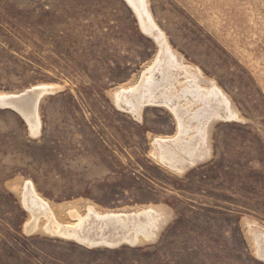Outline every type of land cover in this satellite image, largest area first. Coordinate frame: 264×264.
Returning <instances> with one entry per match:
<instances>
[{
	"label": "rangeland",
	"instance_id": "obj_1",
	"mask_svg": "<svg viewBox=\"0 0 264 264\" xmlns=\"http://www.w3.org/2000/svg\"><path fill=\"white\" fill-rule=\"evenodd\" d=\"M148 4L172 50L238 119L216 121L210 157L177 174L152 155L155 138L177 132L172 113L147 106L136 118L114 100L160 50L125 0H0V92L56 87L40 103L39 135L0 108V264H264L250 240L253 224L264 230V0ZM25 182L62 222L74 204L154 206L165 218L146 244L87 249L26 231Z\"/></svg>",
	"mask_w": 264,
	"mask_h": 264
},
{
	"label": "bare ground",
	"instance_id": "obj_2",
	"mask_svg": "<svg viewBox=\"0 0 264 264\" xmlns=\"http://www.w3.org/2000/svg\"><path fill=\"white\" fill-rule=\"evenodd\" d=\"M126 1L138 17L142 31L155 39L160 50L140 80L117 90L114 100L121 110H128L136 118L147 106H161L172 113L177 121V132L172 137L155 138L152 155L159 165L183 174L210 157L212 148L209 135L212 125L220 120L238 119V115L232 109L229 97L215 82L206 80L208 78L205 79L199 69L187 66L185 59L184 62L172 50L150 14L148 0ZM32 89L56 91V87L51 85ZM28 91L19 94L0 92V98L14 99L15 102ZM29 99L25 102L28 109L26 122L35 136L39 135L41 129L39 104L34 102V98ZM22 189V205L31 217L25 228L28 233L42 230L50 236L74 241L87 249H114L124 244L135 247L151 242L165 218L161 209L154 206L133 211L104 212L86 203L83 213L79 212L80 207L72 205L67 210L69 221L62 222L56 218L54 207L36 192L32 182H25ZM253 225L255 230L252 229L250 236L253 252L264 263V230Z\"/></svg>",
	"mask_w": 264,
	"mask_h": 264
},
{
	"label": "water",
	"instance_id": "obj_3",
	"mask_svg": "<svg viewBox=\"0 0 264 264\" xmlns=\"http://www.w3.org/2000/svg\"><path fill=\"white\" fill-rule=\"evenodd\" d=\"M127 4L129 5L128 2H127ZM40 90L41 89H32V90L28 91L27 93H25V95L22 96V99L17 100L15 102L13 101L14 99L0 98V108L1 109H10V110L14 111L15 113H17L18 115H20L23 119L26 120V117H27L26 113L28 112V109H26L25 102H26L27 98H30L29 100L34 98V102L36 101V103H38L40 106L41 101L43 100V98L46 95H50V94L54 93L53 89L41 90V91ZM233 120H235V119H233ZM132 247H134V246H132Z\"/></svg>",
	"mask_w": 264,
	"mask_h": 264
}]
</instances>
